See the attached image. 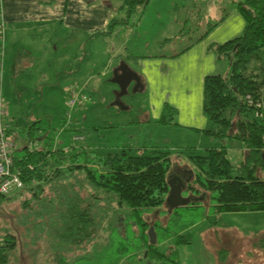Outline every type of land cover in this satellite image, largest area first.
<instances>
[{
    "label": "trees",
    "instance_id": "16d2710c",
    "mask_svg": "<svg viewBox=\"0 0 264 264\" xmlns=\"http://www.w3.org/2000/svg\"><path fill=\"white\" fill-rule=\"evenodd\" d=\"M147 2L124 0L120 8L126 7L128 16ZM235 7L245 21L242 32L209 45L217 61L227 60L228 71L203 79L202 111L208 127L202 132L218 139V147L202 151L159 146L96 150L73 140L53 145L50 133L57 128L42 126L39 120L20 133L8 129L16 145L20 138L30 145L21 141L18 153L13 154V168L20 170L23 187L0 195V202L30 193L32 201L23 202L25 211L18 222L32 245L36 239L46 240L55 264H78L86 259L107 221L115 226L117 246L115 258L106 264H130L139 254L137 264H178L173 246L159 251L156 241L174 234L175 244H182L189 243L190 237L171 233L157 217L178 216L175 207H162L167 205L168 176L183 170L187 172L181 178L182 192L189 193L187 207H204L215 214L264 211V59L257 58L258 64L253 61L264 46V0H238ZM115 22L119 20L111 18L108 25ZM174 114L175 108L164 103L157 122L176 125ZM84 131L76 124L64 128L71 134ZM232 139L242 145V159L237 163L228 156ZM125 212L129 214L125 216ZM140 213H145L143 218ZM150 213L154 218L148 220ZM150 226L157 235L154 243L148 236ZM259 241L264 246V230ZM18 243L13 232L0 236V264L15 263Z\"/></svg>",
    "mask_w": 264,
    "mask_h": 264
},
{
    "label": "rangeland",
    "instance_id": "374dc122",
    "mask_svg": "<svg viewBox=\"0 0 264 264\" xmlns=\"http://www.w3.org/2000/svg\"><path fill=\"white\" fill-rule=\"evenodd\" d=\"M106 1L112 4L109 20L116 18L119 22L111 26L107 23L100 31L89 32L86 52L90 79L83 88L88 99L84 107L79 108L84 115L82 127L85 131L72 134L64 132L68 125H78L79 122H73V117L79 109L73 110L71 119L64 117L66 97L65 101L63 98L68 85L65 80L58 79L53 96L55 102L49 100V109L43 112V122H40L42 126L50 125L57 128L52 133L49 132L52 144L55 145L59 141L66 144L72 140L89 146L97 143L102 148L113 145L150 147L157 145L156 141L159 140L161 145L163 141L171 145H177L181 141H186L189 145L209 144H205L204 135H199L190 128L175 124L145 123L143 120L147 112L146 91H133L134 83L131 82L127 91L116 99L118 84L111 81V78L113 70L125 61L134 67L133 61L142 57L173 54L187 47L204 31L208 21L217 16L216 12L212 13L215 1L217 6L221 8L224 6L227 10L230 7L228 0H197V7L194 8L190 3L192 0H148L128 16L127 8H120L124 0ZM102 3H105V0H95L92 6ZM223 12L220 10V13ZM176 17L178 23L172 21ZM185 18L188 19V23L182 26ZM167 37L172 38L163 41ZM81 52L83 54V47ZM250 67L254 68L252 62ZM227 71L228 63L224 59L219 72L224 75ZM4 82L5 79L2 78V84ZM96 131L98 134H95ZM77 134L84 135V139L75 140L73 137ZM214 140L213 145L220 144L218 139ZM234 144H238V147ZM240 144L239 141L232 139V147H229L228 156L234 163L242 159ZM21 146L22 142L19 141L16 153ZM180 167L182 166L175 168ZM188 194L182 192L184 197H188ZM25 200L32 201L29 192L1 200L0 236L5 232H13L19 239L14 264H55L52 254L47 249L46 240L36 239V244L32 245L30 238L24 234L23 226L18 222V216L25 211L22 208ZM167 208L168 205H164L162 210ZM175 208L178 216L162 214L157 217V221L162 223L165 221L164 227H169L171 233L178 231L189 235L190 242L175 244L174 234H171L166 239L156 241V247L159 251L165 252L173 246L178 264H264V246H261L259 241L264 230V211H223L215 214L209 213L204 207L189 208L186 204L177 205ZM128 214L125 212L124 215ZM144 214L140 213L142 218ZM135 217L133 214V218ZM148 217V220H151L154 215L150 213ZM215 221L219 223L215 225ZM105 227L96 245L91 247L87 258L78 264H106L115 258L117 246L113 233L115 226L107 221ZM135 260L130 264H137Z\"/></svg>",
    "mask_w": 264,
    "mask_h": 264
},
{
    "label": "crops",
    "instance_id": "0c3cea01",
    "mask_svg": "<svg viewBox=\"0 0 264 264\" xmlns=\"http://www.w3.org/2000/svg\"><path fill=\"white\" fill-rule=\"evenodd\" d=\"M94 1L0 0V22L5 27V82L2 84V90L8 101L7 121L13 132H22L30 122H43L42 114L49 109V100L55 102L53 96L56 80L63 79L67 82L68 89L64 92L63 101L70 88L86 87L90 79L86 52L89 32H97L107 26L112 6L111 2L106 0L102 5L92 6ZM237 1L228 0L230 7L227 10L224 6H217L215 1L212 13L216 12L217 16L208 21L204 31L185 49L173 54L142 57L133 61L134 67L125 61L127 66L138 73L141 90L146 91L147 112L143 120L145 123L158 125L157 119L163 104L168 103L175 108L176 125L195 130L199 135L206 137L205 144L209 143L202 146L181 141L177 145H171L163 141L161 145L159 140L154 146L171 150L186 147L198 150L220 145H213L216 138L202 132L208 127L207 118L202 111L203 79L207 74L219 72L222 62L216 60L214 52L209 50V45L223 43L243 30L245 21L235 7ZM190 3L194 8L197 0ZM220 10L224 12L220 13ZM172 21L178 23V17ZM187 23L188 19L185 18L181 24L183 26ZM210 23L214 24L207 29ZM257 58L264 59V46L253 60L256 64ZM73 122H79L78 125L82 126L84 115L81 109L74 114ZM19 140L28 142L22 138ZM230 142L232 144V140L228 141L229 147ZM234 145L238 147V144ZM116 146L102 148L94 143L90 148L108 150ZM145 147L147 146L140 145L138 148ZM240 149L242 150L241 144Z\"/></svg>",
    "mask_w": 264,
    "mask_h": 264
},
{
    "label": "built area",
    "instance_id": "2783aa9c",
    "mask_svg": "<svg viewBox=\"0 0 264 264\" xmlns=\"http://www.w3.org/2000/svg\"><path fill=\"white\" fill-rule=\"evenodd\" d=\"M4 55L5 27L0 22V195H9L23 187V180L20 177V170L13 168V154L17 145L8 135V129H10L7 121L8 101L2 91ZM87 99L83 87L70 88L66 96L64 117L71 119L73 110L84 107ZM73 138L82 140L84 136L77 134Z\"/></svg>",
    "mask_w": 264,
    "mask_h": 264
},
{
    "label": "water",
    "instance_id": "95a60500",
    "mask_svg": "<svg viewBox=\"0 0 264 264\" xmlns=\"http://www.w3.org/2000/svg\"><path fill=\"white\" fill-rule=\"evenodd\" d=\"M111 81L118 84V91L115 96L116 99H118L119 95L127 91V87L131 82L134 83L133 91L142 89L140 76L135 70L131 69L125 63H121L116 69L113 70ZM167 182L169 184V190L165 198V203L168 205V207L186 204L189 201V197H184L182 195L183 182L179 181V183L175 184V181L171 179V176H168ZM148 236L150 242L154 243L156 237L152 226L149 227Z\"/></svg>",
    "mask_w": 264,
    "mask_h": 264
},
{
    "label": "flooded vegetation",
    "instance_id": "af4514ba",
    "mask_svg": "<svg viewBox=\"0 0 264 264\" xmlns=\"http://www.w3.org/2000/svg\"><path fill=\"white\" fill-rule=\"evenodd\" d=\"M187 172L186 170L181 171V173L179 175L174 174L173 176H171V179H173V181H175L174 183H179V181H182L184 179V177L186 176ZM183 177V179H181Z\"/></svg>",
    "mask_w": 264,
    "mask_h": 264
}]
</instances>
